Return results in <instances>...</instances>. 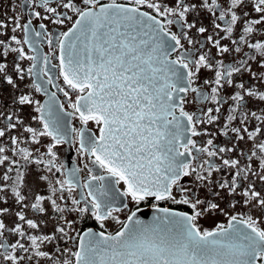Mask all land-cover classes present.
I'll return each instance as SVG.
<instances>
[{"label":"snow or ice","instance_id":"6c2138e0","mask_svg":"<svg viewBox=\"0 0 264 264\" xmlns=\"http://www.w3.org/2000/svg\"><path fill=\"white\" fill-rule=\"evenodd\" d=\"M20 8L0 18V264H264V107H249L264 105V0H23ZM73 16L55 38L45 23L33 26ZM42 35L58 49L66 87L36 46ZM202 72L211 77L201 82ZM27 78L48 96L43 104L23 91ZM190 93L213 106L187 111ZM63 144L82 167L58 163ZM149 201L150 221L141 219ZM220 215L226 224L200 226ZM86 218L102 230L82 231ZM108 221L117 230L107 232Z\"/></svg>","mask_w":264,"mask_h":264},{"label":"flooded vegetation","instance_id":"af4514ba","mask_svg":"<svg viewBox=\"0 0 264 264\" xmlns=\"http://www.w3.org/2000/svg\"><path fill=\"white\" fill-rule=\"evenodd\" d=\"M22 3H23V0H0V18L3 17V13H5V12H7L9 15H12V8H15L16 12L19 13L21 11L20 5ZM68 15H73V14L69 12ZM74 20H75V16H73L72 20H67V21H65L64 24H59V25L58 24H53L50 21H36V20H34L33 21V26L36 27L37 31H42V30H40L38 28V24L39 23H45L46 24V28H47V32L50 33V34H53V38H55V36L58 35L60 32L67 31L68 28H70L72 26V23L74 22ZM204 22L207 24V23H209V20H205ZM173 30L175 31L176 29L173 28ZM17 35L20 36L21 39L23 38L22 34L18 33ZM35 40H36V46L38 47L40 53L43 54V55L49 56V59H50L51 63L48 66V70H49L50 75L53 76L54 82L59 87H66L63 84V78L59 76V67H58L59 60L53 58V53L55 52V53L58 54V49H50L49 45L47 43V37H45L43 35H42V38H35ZM225 43H227V41H225ZM24 47H25V51L28 52L27 45H25ZM28 54L31 55L32 53L29 52ZM213 54H215V50L214 49H213ZM175 55H177V54L174 53L173 54V58H175ZM11 58L12 57L10 56L9 59H11ZM228 59L230 61L232 58L229 57ZM20 63L22 64V66L27 67L31 62H29V61H21ZM53 65H55V67H53ZM206 77H211V73L202 72L201 82ZM238 79H239V77H238ZM243 79L248 80V76L245 75L243 77ZM40 81L43 82V86L45 88H47V91L49 93L56 92V95H57V98L59 99V101L65 104V111L66 112H70L71 109L67 107V100L63 96V93L58 92L56 88L52 87V85L47 84V77H44L43 75H41ZM31 83H32V78H27L25 81H23L21 83L23 91L25 93H30L35 100H39L43 104L48 99V96L44 95L42 92H35V90L31 87ZM4 88H5V86L0 85V90H3ZM11 91H12L11 88H7V92H11ZM230 91H231V89H228L225 92H222V95L227 96L228 92H230ZM72 96H73V99H74L75 98V93H72ZM193 97H194V94L190 93L189 97H188V100L190 101V103L185 105L186 110L189 111V112H197L201 108L213 106L211 104H208L207 102L194 101ZM257 106L264 107V105H257V103L255 101L250 102V104H249V107H251L253 109H255ZM225 108H227V105H225ZM0 111H3V109L0 108ZM222 111H223V109H222ZM25 112H30V113H32V115H37L36 113L33 112V110L31 108H26ZM253 123H255V122H253ZM26 124H30L33 127H37L38 126V122L34 121V120H26ZM3 126H4V121L0 120V127H3ZM71 126L79 128L81 125L79 124L78 120L73 119V120H71ZM89 128L92 131H96L95 125L90 124ZM25 135H27V134H25ZM195 139H197L198 141H205L207 139V137H197ZM225 139L226 138H224V137H219L216 140V143L222 144L225 141ZM43 143H44V145H47L48 143H50V139L49 138H44L43 139ZM240 143H241L242 147H245V148L250 147V142L248 144H245L244 142H240ZM23 146L29 147V148L36 147L34 145H31V144H25ZM41 151H45V149L41 148ZM55 151L57 152V155L59 157L58 163L59 162H63V163H65L66 167H68V168H71L73 166L82 167L84 161H82L80 159V157L77 155L76 149H75L74 146H72L70 144H63V145L58 146L55 149ZM89 166L91 167L92 165L89 164ZM2 171H3V169L0 168V172H2ZM31 171L33 173H36L37 170L35 169V166H32ZM96 174L106 175V173L102 169H99L98 167L96 168ZM80 175H81V177L86 176L87 175V171L85 170L84 172H81ZM112 186H113L114 189L118 188V189H120L122 191V185H116L114 180L112 181ZM120 202L123 203L124 199L121 198ZM151 203H154V201H149V202H147L145 204H142L141 205L142 210L151 209L150 206H149ZM220 203L223 206V204L225 202L221 201ZM9 204L12 206L13 212H15L16 210H19L20 206L16 205L11 199L9 200ZM0 206H4V205L0 204ZM160 206H162V207H172V208L179 207V206L171 205L168 202H161ZM130 207H132V206L130 205ZM182 210H187V209H182ZM240 211H244V209H242V207L238 206L235 210H233V214H235V212H240ZM26 214L30 218H35L33 216V214L29 210H26ZM127 214H128V212H127V210H125L124 212L118 213L117 215H119L122 219H124V218H126ZM4 219H5V222L8 223L9 226L11 227L12 226L11 225V221L7 217H5ZM216 223H225L226 224L227 223V217L224 216V215L215 216V217H213L211 219L208 218V217H205V218H203L200 221V226L202 228L213 229L215 227ZM79 227H80V229L82 231H86L88 227H92L93 230L97 231V232L102 230V229H100L99 225L94 220L88 219V218H86L84 221H81ZM118 227L119 226L117 224H115V222H113V221H108L105 224V228H106L107 232H114L115 230H117ZM43 231L44 232L51 231V225H49L48 227H44ZM10 239L14 241L15 237H10Z\"/></svg>","mask_w":264,"mask_h":264},{"label":"water","instance_id":"95a60500","mask_svg":"<svg viewBox=\"0 0 264 264\" xmlns=\"http://www.w3.org/2000/svg\"><path fill=\"white\" fill-rule=\"evenodd\" d=\"M146 215H141V219L150 221L155 214L152 209L142 210Z\"/></svg>","mask_w":264,"mask_h":264}]
</instances>
